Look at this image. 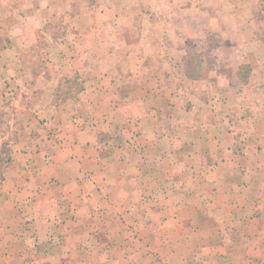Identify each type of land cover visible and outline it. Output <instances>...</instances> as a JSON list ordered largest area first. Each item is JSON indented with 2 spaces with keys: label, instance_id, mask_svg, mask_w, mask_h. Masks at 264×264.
I'll use <instances>...</instances> for the list:
<instances>
[{
  "label": "crops",
  "instance_id": "0c3cea01",
  "mask_svg": "<svg viewBox=\"0 0 264 264\" xmlns=\"http://www.w3.org/2000/svg\"><path fill=\"white\" fill-rule=\"evenodd\" d=\"M177 1L0 0V264H264V105Z\"/></svg>",
  "mask_w": 264,
  "mask_h": 264
},
{
  "label": "rangeland",
  "instance_id": "374dc122",
  "mask_svg": "<svg viewBox=\"0 0 264 264\" xmlns=\"http://www.w3.org/2000/svg\"><path fill=\"white\" fill-rule=\"evenodd\" d=\"M189 3L190 1L187 4ZM200 4L204 8L213 9L214 12H204L202 24L190 30L193 40L187 42V55L195 61H198L200 57L205 60L201 64L195 62L192 65V68L195 66L194 76L197 75L196 73L199 74V71L211 72L214 67L215 69L218 67L219 70L214 71L213 74L217 76L218 83H226L228 87L233 88L235 81L232 75L239 74L243 86L247 88L245 102L254 106L257 104L258 107L264 105V96L259 95V92L264 95V0H202ZM203 25L208 26L209 29L219 25L217 37L213 38L209 30H205L202 38L194 37L199 34V28ZM217 59H220V63H215ZM220 88L223 89L222 86ZM259 89L261 91L256 92ZM205 98L204 96L202 99ZM216 98L215 96L208 102L212 109L211 114H214L215 118L219 117L222 124L228 123V118L224 116L221 109L225 99L220 97L217 99L219 108L218 104L216 105ZM213 101L215 103L211 105ZM193 106L194 102H189L190 111L187 112L189 116L192 114L190 112L194 111ZM241 138L243 142L248 143V137L245 134L241 135ZM253 211L256 212V209ZM261 211L264 210L258 209V213ZM253 217L258 218L259 215L254 214ZM205 261L207 264L212 262L210 259ZM249 261L250 264H263L259 257L255 259L251 257ZM160 262L163 261L160 260Z\"/></svg>",
  "mask_w": 264,
  "mask_h": 264
}]
</instances>
